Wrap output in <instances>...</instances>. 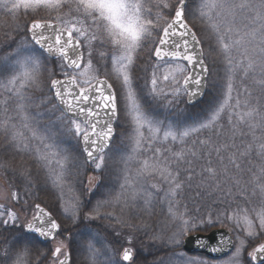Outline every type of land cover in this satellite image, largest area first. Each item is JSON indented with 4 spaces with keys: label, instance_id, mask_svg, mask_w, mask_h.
<instances>
[{
    "label": "trees",
    "instance_id": "1",
    "mask_svg": "<svg viewBox=\"0 0 264 264\" xmlns=\"http://www.w3.org/2000/svg\"><path fill=\"white\" fill-rule=\"evenodd\" d=\"M252 2L258 3L259 0ZM19 18L0 7V84L2 80L9 83L17 76L19 67L11 59L17 51L26 48H31L36 55L35 60L40 61L39 74L46 80L43 81L45 84L42 83L43 90L39 87L32 91L26 90L23 96L15 99L3 91V85L0 87V174L17 192V205L32 208L40 203L52 212L62 226L59 238L68 241L73 264H124L111 253L114 249L113 242H110L112 239L102 236L109 234V229L101 232L97 222L112 227L111 233L119 226L136 233L144 248L136 240L132 241V246L137 250L132 264H189L190 261L186 259L202 264L229 262V258L213 262L204 256H185L179 248L183 239L179 217L183 216L190 223L196 222V226L188 232L208 233L214 228L224 227L239 236L245 233V216L258 224V214L264 213V97L261 90H264V86L255 83L253 78L257 73L251 72L247 77L249 80L239 76L235 79V72L240 73L242 69L238 65L233 67L229 62L226 63L228 60L218 49L217 36L212 33L208 43L202 39L199 30L193 27L203 43L210 68L209 88L200 105L189 107L184 102L179 122L184 124L183 128L204 123L216 110L223 109L224 113L211 128L193 138L189 145L182 146L181 152L188 163H183V166L180 163L173 175L165 174L167 182L163 185L155 182L153 177L149 178L146 183L148 190L143 191L138 183L133 188L124 183V159L116 152L118 147L120 153L124 152L119 146L120 138L124 132L130 133L131 129H125L122 125L121 115L117 140L109 153L110 157L114 156L111 163L99 172L86 164L79 139L73 132L67 131L71 122L58 111L50 92V81L62 76L67 70L62 67V61L49 60L31 44L28 34L31 15ZM211 47L216 64L210 58ZM135 75L138 76V72ZM248 95L253 102L246 101L249 100ZM16 102L24 110L13 109ZM50 108L54 112L52 116L49 113L47 115L46 110ZM252 108L258 112L253 118H248L247 112ZM17 114L26 116L28 120ZM163 114L160 112L156 115L165 120L171 118L169 114ZM241 116L244 119H240ZM60 117L64 120L61 121ZM27 122L36 127V132H51L52 141L56 144L55 151L64 165L60 185L56 182L58 172L39 159V152L23 148L26 144L19 136L25 135L21 130L26 131ZM205 142L212 148L217 145L234 147L218 157L215 152L202 147ZM191 156L193 159L189 160ZM229 158L239 168L228 163ZM209 167L218 170L217 178L206 175L205 170ZM172 177L182 184L175 195L169 194ZM92 181L95 185L91 184ZM129 193L131 198H136L134 201L128 200L127 207L123 208L119 200L124 203ZM77 205L79 210L74 215L73 210ZM98 205L101 206L97 208ZM121 210L126 211L122 217L116 218L115 214H120ZM107 211L110 215L104 213ZM228 215L232 216V220L225 219ZM208 217L214 222L212 226L199 223ZM217 220L221 223H215ZM262 240H252L248 251L257 247ZM84 247H87L88 254H83ZM6 249L12 252L14 259L0 258V264H17V253L18 264H37L43 254L53 250L51 244H44L36 236L27 234L19 222L7 228L0 225V254ZM238 263L250 264L248 254ZM44 264H49V261Z\"/></svg>",
    "mask_w": 264,
    "mask_h": 264
},
{
    "label": "snow or ice",
    "instance_id": "2",
    "mask_svg": "<svg viewBox=\"0 0 264 264\" xmlns=\"http://www.w3.org/2000/svg\"><path fill=\"white\" fill-rule=\"evenodd\" d=\"M61 3L62 0H0V7L15 16L21 11L27 13L41 7L58 9ZM187 3L188 0H154V2L153 0H77V14L72 18L61 20L60 23L51 20H34L31 23L29 27L31 38L39 49L45 50L53 57L60 58L64 61L62 67L71 69L72 73H75L65 71L63 73L65 79L52 80L51 88L64 106L66 113L71 114L72 131L82 141L84 152L88 159L95 163L97 169L104 164L103 153L108 147L112 133L111 121L115 120L118 114L123 113L130 117L140 128L147 127L149 131L153 130L154 121L143 108L140 94L137 91L138 86L135 84L139 77L134 74L138 53L143 51L149 43L153 45L149 52V59H155V68L160 69L164 66L171 68L173 61H184L187 65L195 67L190 73L183 75L182 84L175 74L170 77L166 69L159 76L153 70L150 80H145L148 94L153 99L166 95L161 90V83L165 82L178 86L170 93L173 99L179 96L181 88L190 96L199 94L202 77L197 69L200 73L206 74L207 67L203 63L202 50H198L200 41L185 20ZM153 9H156L155 14H153ZM205 9L216 10L215 15L220 23L219 25L213 24V29L217 34L218 49L229 60V63L231 64L230 53L242 50L240 51L242 56L260 57L259 67L264 72V0H259L258 3H253L251 0H204L199 9L202 17L207 14ZM165 12L171 16L170 21L166 19ZM161 21H164V24H161ZM238 23L243 24L244 27H237ZM154 33L156 39H153ZM81 39L89 44L95 41L101 48L107 49L100 55L108 57L113 64L115 81L120 93L119 98L117 88H114L113 84L106 79L101 80L96 77L95 84L87 79L82 82L78 80L79 75L92 69V53L89 51L86 69L79 73L76 72L81 69L82 64H85ZM26 63L33 65L32 70L25 68L21 77H13L9 81L13 86L17 79L34 82L39 78L40 61L29 58ZM255 63L253 59H249L247 68H253ZM184 72L185 69H177V74ZM82 84L84 86H81ZM189 84L193 85L191 89L188 87ZM261 85L264 86V81H261ZM228 89L229 98H231V83ZM12 91L13 89H9V92ZM5 104L7 105V101ZM257 112L256 108H252L247 112V117L253 118ZM101 114L107 117L102 126ZM218 116L219 112L208 123L201 124L200 127L208 128ZM240 119L244 117L241 116ZM156 131L159 130L156 129ZM194 131L198 129L186 130L182 136L187 137L190 132ZM169 137L176 139L173 133L166 132L164 138ZM202 147L209 152H215L219 157L222 152H227L234 146L217 145L212 148L205 142L202 143ZM176 159L179 160L181 157L178 155ZM228 163L239 168V165L231 158L228 159ZM60 167L63 168V165ZM205 173L213 179L218 176V170L212 167L207 168ZM181 187L180 181L172 177L169 194L175 195ZM13 198L19 199L15 193ZM100 206L98 205L97 208ZM78 210L77 205L74 207L73 214L75 215ZM36 211L37 215L33 217L35 224H29L28 230L46 240H55L60 232V224L39 204L36 205ZM179 219L181 235L196 226L195 221L190 223L183 219V216ZM225 219L232 220V216L228 215ZM16 220L17 216L14 211H5L4 206L0 205V225L7 228L15 224ZM199 223L212 226L214 222L211 217H208ZM215 223H221V221L217 220ZM244 224L248 237L264 235V213L258 214V224L253 223L247 216L244 217ZM173 240L175 241V237ZM244 247L245 241L242 240L240 246L236 248L237 256ZM248 256L250 264H264V243H259L257 247H254ZM16 257L18 264V253ZM0 258L14 259L12 252L7 249L0 254ZM122 259L129 262L133 260L130 249L123 250ZM45 261H49V264H69L70 256L67 251H64V245L61 243L50 253L43 254L37 264H44ZM189 264H202V262L190 261Z\"/></svg>",
    "mask_w": 264,
    "mask_h": 264
},
{
    "label": "rangeland",
    "instance_id": "3",
    "mask_svg": "<svg viewBox=\"0 0 264 264\" xmlns=\"http://www.w3.org/2000/svg\"><path fill=\"white\" fill-rule=\"evenodd\" d=\"M203 2L204 0L196 1V6L189 12V14L187 12V19L193 27L199 30V33L202 36V39L209 43L212 33H214L217 36L216 31L213 29V24L219 25L220 21L217 20L216 18V15H215L216 10L205 9L204 11L207 14L203 17L200 15L199 9L202 6ZM76 4H77V0H62L61 6L58 9H46V8L41 7V8L35 9L34 11L30 10L27 13L21 11L13 17L19 18V16L23 17L24 15H31L32 20L29 22V25L34 20H43V19L54 20V21L60 22L61 20L70 19L74 15L77 14ZM152 11H153V14H155L156 9H153ZM57 17H59V19H57ZM165 17L167 20L169 21L171 20V16H169L168 14H165ZM19 19H22V18H19ZM161 24H164V21H161ZM237 27L243 28L244 26L243 24L238 23ZM153 39H156L155 33L153 34ZM81 42H83L87 48L86 59H85L83 70L86 69V62L89 59V55H88L89 51H91L92 53L91 55L92 69L87 70L85 74L83 75H79L78 80L82 82L83 80L87 79V80H91V82H94L96 80L95 79L96 77L109 78L111 82L114 84L115 88H117L118 95L120 96L118 85H117V82L115 81L113 64L109 60L108 57H101L100 55L101 52H105L107 51V49L101 48L100 45L95 41L89 44L87 41L81 39ZM152 47L153 45L149 43L148 46L143 51L138 53V56L136 59V68H138V65L140 68H142L143 65H146L147 63H149V60L147 58L149 57V52ZM212 50L213 48L211 47V51ZM240 51H233L232 53H230L231 65L233 67L234 65H238L237 67H239L240 70L242 69V72L240 73H238V71L237 73L235 72L234 74L235 79L237 76L248 79L247 77L251 74V72H255L257 73V76L254 77L253 79L255 83L257 84L259 83V85H261V81H264V72H262L259 67L258 62L260 60V57L252 58L250 56H242L240 54ZM28 53H30L29 54L30 56L26 55ZM209 54H211L210 58H211L212 63L216 64L213 51L209 52ZM35 57L36 55L34 54L31 48L23 49L21 52L17 51V54L13 57V59H11V61H14L16 66L19 67V73L17 74L16 77H21V74L25 68H27L29 71L32 70L33 65L30 63H26V61L29 58H32L33 60H35ZM249 59H253L256 62L253 68H247V63L249 62ZM228 62L229 60L226 63ZM155 64L156 63H153L152 66L150 64L151 69L149 71V74H145L141 77V85L140 87H137V91L140 94L141 103L143 105V108L145 112L149 115V117L154 121L153 130L149 131L147 127L140 128L135 123L134 120H132L130 117L122 113V118H123L122 125L125 127V129L130 128L131 130H130V133L124 132V135L120 138L119 146L124 152L120 153L119 147L117 148L118 152H116V154H120L119 156L124 159L123 160L124 161L123 167L125 168L124 169V175H125L124 183H127V185H129L131 188H133L138 183L141 186V189L143 191L148 190V186L146 185V183L149 180V178L153 177L155 182L161 183L163 185L165 182H167L166 181L167 177H164L165 174L173 175L176 172L177 168L179 167L180 163H182V166H183V163L184 164L188 163V161L184 159L185 157H183V153L181 152L182 146L186 144L189 145L193 138L197 137L204 130L211 128L215 123H217V121L221 119L224 113L223 109L216 110L214 113H212L207 118V120L202 124L208 123L217 112H219V116L208 128H201L200 127L201 124L186 126L182 128L184 124L180 123L179 121L182 116L181 113L183 112L184 102L185 103L187 102L186 92H184L181 88L179 96L173 99L170 93L172 92L173 88H176L178 86L175 84H168L165 82V83H161V90L166 95H160L156 99H153L152 96L149 95L147 92V89L145 87V80L146 79L150 80L151 73L153 70H155L157 72V75L159 76L160 73L166 69L170 77L171 75L175 74L177 79L181 80V84H182L183 75L188 74V67L181 63H172L171 68L164 66V68L157 69L155 68ZM16 66H13V67H16ZM237 67L236 69H238ZM178 68L185 69V72L183 74H177ZM44 80H46V78L42 77L39 74V78L34 82L27 81V80L21 81L20 79H17L15 86H13L12 84L8 82L5 83L2 80V84H0V87L3 85L5 87L3 91L5 90L7 92V95H10L15 99V98H18L19 96H23L26 90L32 91L34 89H37L38 87L39 89L43 90L42 83H44L43 82ZM46 84H48V82ZM135 84L139 86L137 82H135ZM49 86H50V83H49ZM81 86H84V85L82 84ZM243 88L244 90H246V87H243ZM9 89H13V91L9 92ZM261 90H262L263 97H264V90L263 89ZM11 93H14V95H11ZM17 93L19 95H17ZM248 97H249L248 98L249 100H246V101L253 102V100H250V95H248ZM13 109L22 110V105H19L17 103V105ZM52 110H53L52 108L47 109L46 110L47 115L48 113L50 114V116L54 115V112H52ZM160 112L164 113L165 115L169 114L172 119L167 118V120H165L164 117H158L156 114ZM17 115L20 118H26V116L22 114H17ZM26 119L28 120V118ZM59 119L61 121L64 120L61 117ZM67 127L69 128V130L67 131L72 133L73 132L72 124L70 123ZM35 129L36 127H34L32 130L29 129V127L27 129L26 127V131H24L25 129L21 130L22 134H25L24 136H19L20 140L22 139L23 144H26L24 145L23 148L24 149L31 148L33 150H37L36 152H39V155H38L39 159L41 161H44L46 164L48 163V165L52 169L58 172L59 176L58 177L56 176L58 180L56 182L60 185L63 180V174H62L63 168H61L60 165H63V162L59 160V155L55 151L56 144L52 141L53 140L52 137H49V135L51 136L52 134L51 132L46 131L45 133H43V136H42V133L40 132L36 133ZM156 129H158L159 131H156ZM191 129H198V131L190 132V135L187 137L182 136V133L184 131L191 130ZM166 132L173 133L176 136V139L173 140L171 139V137H169L168 139H165L164 134ZM178 155L181 157V159L179 160L176 159ZM112 157H110V155L104 157V164L102 165V167L100 169H97L94 166L93 169L98 172L101 171L111 161ZM188 159L192 160L193 156H191ZM3 177L4 176L0 174V205L4 206L5 211L7 210L14 211L17 216V220L15 223L19 222L23 225V227H25L33 220V217L36 215L35 205H33L32 208H29L26 205L22 207L18 206L17 205L18 199L13 198L14 193L16 194V196H18L17 192L13 191L12 186L9 185L7 182H5L6 179L4 180ZM91 184L95 185L93 181L91 182ZM127 195L128 196L125 198L124 203L121 200H119V204H121L123 208L127 207L128 200L134 201V199L136 198V197L131 198L132 195L130 193ZM20 204L21 203H19V205ZM125 211L126 210H121L120 214L119 213L115 214L117 216L116 218L122 217ZM104 213L106 215H110L109 211L104 212ZM90 220L95 221L97 219H90ZM128 220L132 221L130 219ZM97 225H99V230L101 232H103L106 229H109V234L102 235V236L104 238H107V236H109L112 239L110 242H113V246L115 250L112 249L111 253L121 262H122L121 256L125 248L131 247L135 251V254L137 253V250L132 246L133 240H136L138 242V245L141 248H144L142 247L141 240H139V237L136 235V233H132L130 229L128 228L124 229L119 226V227H116L117 229L114 228L116 230L114 232L112 231L113 233H111L110 229H112V227L104 223H98V222H97ZM244 230L245 231L243 232L245 233H242L239 236L235 235V233L232 230H230L231 233L234 235V238L236 241L235 252L229 258L230 259L229 262L223 263V264H240L238 262L244 259V257L249 252L252 251V250L248 251V246L250 242L252 240L264 239V235H258L256 237H248L246 227ZM257 231L259 232V229H257ZM195 233L196 231L194 230L191 232H188V230H186L183 235L180 234L183 237V239H182L181 244L179 245V248L182 249L183 241L187 236L195 234ZM242 240L245 241V247L241 250V253L239 254V256H237L236 248L240 246V241ZM61 243L64 245V251L69 252L68 241L63 240L61 238H58L54 242L51 243L52 248L54 249L55 247L59 246ZM262 243H264V240H262ZM85 252L88 254L87 247L85 248V251L83 252V254H85ZM185 256H188V255L185 254ZM188 257L190 258L192 256H188ZM186 260L192 261L191 259H186Z\"/></svg>",
    "mask_w": 264,
    "mask_h": 264
},
{
    "label": "water",
    "instance_id": "4",
    "mask_svg": "<svg viewBox=\"0 0 264 264\" xmlns=\"http://www.w3.org/2000/svg\"><path fill=\"white\" fill-rule=\"evenodd\" d=\"M189 1L190 0H188V2ZM189 27L192 28L190 25H189ZM29 35H30V38H31V32L30 31H29ZM196 36H197V34H196ZM197 38L199 39L198 36H197ZM31 41L34 43V41L32 40V38H31ZM199 41H200V39H199ZM34 45L39 49V46L38 45H36L35 43H34ZM39 50L42 51V52H44L52 60H58V59H60V58H57V57H53L51 54L47 53L45 50H42V49H39ZM198 50H202L203 63L207 67V73L206 74L200 73L199 70L197 69V72L202 77V79H201V85H202V87L199 90V94L196 95V96H190L187 93L188 94L187 102H188V104L190 106H196V105L200 104L204 100V98L206 96V93H207V86H208V80H209V68H208V66L206 64V61H205V58H204V50H203L201 41H200V49H198ZM82 51H83V49H82ZM177 62H183V63L187 64L184 61H177ZM188 67H189V70L191 72L192 71V68L195 67V66H189L188 65ZM81 68H82V65H81ZM69 70L72 72L71 69H69ZM80 70L81 69H78V70H76V72H78ZM56 79L64 80L65 78H56ZM101 80H105V79L103 78ZM95 82L93 84H95ZM188 87L191 89L193 87V85L189 84ZM51 90H52V92L54 94V90L52 88H51ZM54 99H55L56 104L58 105L59 109L68 118L72 119L71 114L70 113H66V111L64 110V106L56 98L55 94H54ZM101 115H102V119H101V126H102L103 123H104V120H106L107 117L103 116V114H101ZM117 121H118V116H117V118L115 120L111 121L112 133H111L110 140L108 142V147L105 149L104 153H106L110 149L111 145L114 142V139H115V136H116L115 127H116ZM81 147L83 149V143H82V141H81ZM83 152H84V149H83ZM84 155H85V158H86L87 163L90 166H92L94 164V162H92V161H90L88 159V157H87V155H86L85 152H84ZM40 206L43 209H45V211L50 212L44 206H42V205H40ZM35 209H36V207H35ZM36 213H37V211H36ZM52 218L56 220V218L53 215H52ZM29 224H35L34 219ZM28 225L25 226V230H26V232L28 234L37 236L44 243H50V242L54 241V240H46L45 238L40 237L37 233L32 232V231H29L28 230ZM60 229H61V227H60ZM59 233L57 234L56 238L58 237ZM182 248H183V251L185 253L189 254V255L200 254V255L206 256L210 260H220V259H223V258L228 257L229 255H231L233 253V251L235 249V241L233 239L232 234L228 230H226L224 228H219V229L212 230L208 234H200V233H198V234H193V235L188 236L184 240ZM127 249H130L131 250L132 255H133V260H134V252H133V250L131 248H127ZM213 249H215V251ZM69 256H70L69 264H72L71 255L69 254ZM132 261H130V262L129 261H124V262L131 263Z\"/></svg>",
    "mask_w": 264,
    "mask_h": 264
}]
</instances>
